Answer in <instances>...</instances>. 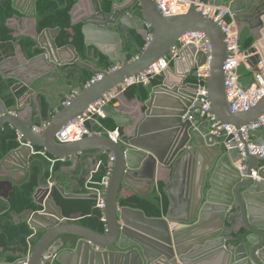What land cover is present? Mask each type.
<instances>
[{"label":"water","instance_id":"water-1","mask_svg":"<svg viewBox=\"0 0 264 264\" xmlns=\"http://www.w3.org/2000/svg\"><path fill=\"white\" fill-rule=\"evenodd\" d=\"M202 1L229 7L235 21L250 31L258 30L257 43L244 55L252 68L264 60V0ZM35 3L12 0L13 8L30 19L37 17ZM82 24L85 45L105 56L109 66L119 63L114 71L105 73L103 68L82 61L72 45L58 47L59 28L44 29L36 37L43 50L36 57L20 61L15 53L0 62L2 77L17 82L11 91L26 90L17 97L15 108L20 109V101L25 98L23 108L38 114L42 128L34 131L37 127L31 119H22L0 100V129L10 125L21 137L20 146L0 162V199L7 202L19 175L29 172V159L37 147L55 159L107 154L113 161L105 191L106 231L99 234L68 222L53 191L63 199L96 203L95 194L76 195L66 193L58 182L51 187L40 183L33 195L39 209L28 211L26 221L43 235L26 258L7 264H41L44 256L55 255L62 246L70 245L62 239L65 235L76 240L56 256L60 264H264V158L247 152L240 133L241 128L258 123L264 116V95L247 111L230 110L224 70L228 50L222 29L192 4L185 13L164 16L153 0H91ZM189 33L203 34L210 43L205 82L209 111L218 122L236 131L246 153L243 168L236 148L227 150L224 146L233 136L220 142L210 134L208 121L198 123L200 114L194 109L201 106V87L188 80L196 78L197 69L206 63V54L191 44L179 49L176 60L158 76L137 111L121 113L110 104L102 107L105 117L114 122L113 133L118 137L93 135L57 142L59 130L124 80L165 57ZM146 35L149 40L140 48L135 36L145 40ZM128 43L138 53L130 61ZM72 65L100 78L77 89L69 104L62 106L60 100L69 89L54 75ZM121 97L132 101L127 89ZM258 133L248 131L249 136ZM157 176L168 179L163 189L169 202L164 216L148 217L140 209L120 205L123 189L144 197L152 192ZM238 234L241 240L235 243Z\"/></svg>","mask_w":264,"mask_h":264},{"label":"trees","instance_id":"trees-1","mask_svg":"<svg viewBox=\"0 0 264 264\" xmlns=\"http://www.w3.org/2000/svg\"><path fill=\"white\" fill-rule=\"evenodd\" d=\"M78 0H36V30L41 33L44 29L59 28L60 31L56 38L58 47L72 45L75 47L81 60H92L96 65L108 71L113 66L107 64V60L103 57L95 56L84 43L82 33V25H72L71 10ZM18 14L12 6V0L0 1V62L14 55L15 46H18L26 59H32L41 54V50L36 48L35 41L29 37L15 38L13 31L8 27L7 21ZM138 46L143 48L145 41L135 36ZM255 40L249 31L244 30L240 34L239 46L244 53L248 51L254 44ZM129 54L127 61H130L136 55L137 50L131 44L127 45ZM239 80L248 85L253 78L252 71H248L243 65L239 67ZM59 80V84L69 89V94L75 89L82 90L84 86L92 79V73L84 71L75 66L62 67L59 73L54 75ZM158 77H155L147 83H138L127 88L131 97L137 98L141 103L147 100L150 89L157 84ZM191 81L197 82L196 78ZM14 79L3 78L0 74V100L7 109H12L16 105V99L25 93V89H19L15 93L11 91L15 84ZM115 103H110L111 106ZM54 113L52 114V116ZM34 118V123L40 126V121ZM95 121L86 122V127L92 132L106 131L114 132L116 126L114 122L105 117H95ZM264 127L260 128L263 130ZM119 133L123 134V129H119ZM223 139H220L222 141ZM21 144L19 135L10 125H4L0 129V162L10 151L17 149ZM35 153L30 157L29 172L19 181L14 183L13 189L9 193L7 202L0 199V261L14 262L17 259L26 258L36 242L43 233L34 232L24 219L26 213L30 210H38L35 205L33 195L38 185L46 183L58 182L60 186L68 193L76 195L89 194L86 187V177L82 176L76 180H72L69 175L63 174L64 167L69 166L67 161L55 159L46 154L41 148H35ZM109 157L104 154L99 157V165L92 175L90 185L97 188L98 184L103 180L107 173ZM75 178V177H74ZM71 181V183H70ZM164 185L158 183L156 190L144 197L134 196L132 193L119 199L122 206H129L142 210L148 217H162L168 209V199L163 194ZM125 190V189H123ZM122 190V191H123ZM121 191V192H122ZM56 201L62 205L64 215L68 222L84 226L99 234L105 232L106 223L101 221L102 211L95 206L92 200L88 199H63L57 190L53 191ZM74 220H71L73 219ZM17 219V220H16ZM69 246H62L60 249L68 250L76 240L74 236L65 235L62 237ZM241 240L240 234L234 236V242ZM54 264H59L55 262Z\"/></svg>","mask_w":264,"mask_h":264},{"label":"built area","instance_id":"built-area-1","mask_svg":"<svg viewBox=\"0 0 264 264\" xmlns=\"http://www.w3.org/2000/svg\"><path fill=\"white\" fill-rule=\"evenodd\" d=\"M157 5L158 10L164 16L182 14L187 11L189 6L194 5L195 9L202 12L204 15L213 19L217 25L222 29L225 34V41L228 50V57L224 64L225 70V86H226V96L228 103L230 105V110L232 112H243L247 111L253 107L258 100L264 95V60H259L254 68H252L248 61L247 57L240 50L239 38L240 33L234 20V15L230 11L229 7H214L208 2H203L202 0H153ZM149 40V35L145 36V41ZM191 44L195 46L198 50L206 54V63L197 69L196 79L197 83L201 87L199 95L203 98L200 100V108L194 109V112L200 114V119L202 121L209 122L210 134L215 136L218 140L223 139L220 142H225L227 136L232 135L233 138L224 143V146L227 150H230L232 147H235L239 153L240 158V168H243V163L245 162L246 153L244 151V145L238 140L237 133L232 126L224 125L218 122L214 116L209 111V102L206 99L205 92V82L209 73V54H210V43L205 38L203 34L200 33H189L184 34L179 40L178 45L170 51L165 57L158 60L152 66H150L146 71L140 73L136 76L124 80L121 84L117 85L106 93L100 100L96 101L89 106L87 111L71 121L69 124L64 126L61 130L56 133V140L59 143H68L72 141H77L85 137H90L93 135H108L113 137V132L106 131L102 132H92L86 127V122L94 121L98 126H100L95 117L105 118L102 107L106 104H110L117 99L121 98L122 93L131 85L138 83H147L151 79L161 75L162 71L168 67L177 58V54L180 48ZM241 64H244L248 69L253 73V78L251 83L246 87H242L238 69ZM119 65H115L110 68L105 73L114 71ZM100 76H93L92 79L85 85H90L97 81ZM77 91H72L68 94L65 100L62 102V106L68 105L69 102L75 97ZM264 127V116L256 124H251L247 127L240 129L242 139L247 143V152L250 155L258 156L264 158V140L261 143H255L250 140L248 131H258L260 128ZM36 132H40L42 128H34ZM19 139L21 137L19 136ZM231 143H236L234 144ZM35 151H32V155ZM112 157H109L107 165V173L103 180L98 184L97 188H92V173L89 174L86 179V187L90 191L89 194H95L97 196L95 206L102 211L101 221L105 222L104 208H105V191L108 186L110 174L112 171ZM49 187L53 183L49 182ZM171 228H174V224H171ZM106 231V227H105ZM50 256H44L41 264L47 262Z\"/></svg>","mask_w":264,"mask_h":264},{"label":"crops","instance_id":"crops-1","mask_svg":"<svg viewBox=\"0 0 264 264\" xmlns=\"http://www.w3.org/2000/svg\"><path fill=\"white\" fill-rule=\"evenodd\" d=\"M98 1L101 3L104 0H98ZM90 6H91V0H78L77 1L76 5L72 8L71 13H70L72 25H78V24H80V25L83 26L82 20H83L85 14L90 10ZM35 20L36 19H30V18L24 16L23 14H21L20 12H18V14L14 15L13 17H11L7 21V25L13 31L15 38H19V37H29V38H31L36 43L35 47L38 48V49H40L43 52V50L40 47H38L37 42H36V37L40 33H38L37 30H36V21ZM235 23H236V25L238 27V30H239V33L240 34L244 30L249 31V33L253 36V38L255 40L254 44L257 43V40H258V30L250 31L245 24L240 23L238 21H236ZM132 47H134V46L132 45ZM89 48H90V50L93 51V53H94L95 56L98 55L99 57L105 58V56H103L101 53H99L92 46H90ZM134 49H135V47H134ZM15 53L18 56V58L20 59V61L28 60V59H26L23 56V54H22V52H21V50H20V48L18 46H15L14 55H15ZM82 61H89L91 63V65H95L97 68H100V67H98L96 65V62L95 61H92V60H82ZM115 65H119V63H116ZM241 65H243L246 70H248V71L251 72V70L248 69L244 64H241ZM72 66L77 67L76 65H72ZM10 68H11V66H10ZM77 68H79V67H77ZM82 70H84V69H82ZM84 71H88V70H84ZM238 71H239V69H238ZM88 72H90V71H88ZM10 79H12V78H10ZM188 81H191V77L189 78ZM16 83L17 82H15V84ZM240 83H241L242 87H244V88H246L248 86V83L244 84L241 81H240ZM21 89H23V88H21ZM75 90L77 91V89H75ZM68 94H69V92L67 93V95ZM66 96L63 99L57 98V99H61L60 100L61 101V105H62V102L65 100ZM139 102L140 101L137 98H133L132 97V101H128L126 98L121 97V98H119V99H117L115 101V103L113 104L112 107L116 108L121 113H129V111H131V110L137 111L140 108L141 103H139ZM24 103H25V98H23L20 101V109L15 108L16 105L12 109H15V113H17L18 115H20L22 117V119H25V120L31 119L32 125H34V126H36V127L39 128V126H37L34 123L35 122L34 121V118H37L39 120L38 114H36L35 112H33L32 109H31V111L28 108L24 109L23 108L24 107ZM16 104H17V101H16ZM42 105H43V108H44L43 114L45 115L46 103L43 102ZM32 107H33V105L31 103V108ZM26 111H29V113L26 114ZM201 122H203L202 119H200L198 121V123H201ZM258 132H259L258 135H256V136L255 135H251L249 137L252 142L261 143L264 140V129L263 130H260L259 129ZM113 136L115 138L118 137V135L115 134V133L113 134ZM29 161H30V159H29ZM62 161H67L69 163V166H66V167L63 168L62 173L63 174H66V175H69L70 177H72V180L73 179L76 180V179H78V178H80L82 176L86 177V179H87L90 173H92V175H93V173L96 171V169H97V167L99 165V157L98 158H94V157H92L90 155H84L81 159H78V157H75V156H70V157L62 158ZM10 165L11 166H14L15 164H10ZM26 174L27 173H25L23 175H19L20 178L18 179V181L20 179H22ZM167 180L168 179H167L166 176H162V177L161 176H157L156 179H155V183H154V186H153L152 191L156 190L158 183H162L164 185ZM70 183H71V181H70ZM66 193H68V192H66ZM127 194H129V192H127L126 190H123L121 192L120 196L123 198ZM35 205H36V203H35ZM37 209H39V207ZM24 219L26 220V215L24 216ZM62 251H65V249H59V250H57V252L55 253V255H49L50 258L47 260V264H54L55 262H57L56 261V256L59 253H61ZM7 263H12V262L0 261V264H7ZM57 263H59V262H57Z\"/></svg>","mask_w":264,"mask_h":264}]
</instances>
